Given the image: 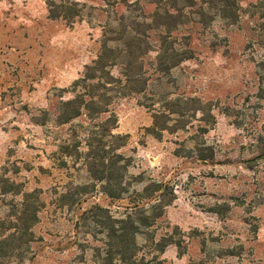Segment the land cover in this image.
<instances>
[{
    "label": "rangeland",
    "instance_id": "rangeland-1",
    "mask_svg": "<svg viewBox=\"0 0 264 264\" xmlns=\"http://www.w3.org/2000/svg\"><path fill=\"white\" fill-rule=\"evenodd\" d=\"M195 1L0 0V240L26 193L41 205L7 264H104L97 206L123 215L160 193L168 204L137 234L138 258L264 264V0L227 12ZM174 5L180 17L156 15ZM100 75L109 111L61 123L63 102ZM105 166L119 198L97 178ZM150 183L162 190L146 199Z\"/></svg>",
    "mask_w": 264,
    "mask_h": 264
},
{
    "label": "trees",
    "instance_id": "trees-1",
    "mask_svg": "<svg viewBox=\"0 0 264 264\" xmlns=\"http://www.w3.org/2000/svg\"><path fill=\"white\" fill-rule=\"evenodd\" d=\"M161 7V2L163 0H150ZM178 1V0H176ZM222 3V11H228L231 7V0H220ZM195 0H187V5H193ZM203 2H208L207 0ZM176 8V5L173 6ZM177 12H171L169 9L165 8L164 10H159L156 12V15L165 16L168 18L174 17L178 18L181 15L179 13L182 11L181 9L176 8ZM164 11V12H162ZM223 15V13H221ZM50 16L52 18H57L60 15L53 13V10H50ZM104 69V56H100L93 65L88 67V73L81 79H79L74 87L80 85L81 82H87L90 79H94L99 70ZM110 75V73H108ZM112 76V75H110ZM103 75H100L99 81L97 83H90V89L87 92H79L76 94L74 98L68 99L63 102L62 113L60 114V122L65 123L69 122L71 119L79 116L82 113V107L88 109L91 113L90 115L102 114L109 111L108 104L106 102L103 103V99L105 100L106 93L101 92L100 86H103L107 89L106 83L103 81ZM114 78V77H111ZM101 80V81H100ZM87 86V85H86ZM138 92H141L142 89H137ZM181 99H178V103H180ZM175 112V111H173ZM162 112L156 111L154 114V128L155 132H160L161 130L167 128L166 125H159L158 118L160 117ZM110 119H114V122H117L116 114L113 112ZM89 146L91 145L88 143ZM119 159L123 158L122 155L118 154ZM92 158V157H91ZM93 159V158H92ZM118 161V160H117ZM90 161H88L89 165ZM93 163V162H92ZM91 164V163H90ZM104 164V161H103ZM103 169V175L98 176V179L104 180L108 178V187L105 188L106 192L111 197L119 198L121 194H123L124 189L121 187V184H117L118 190L114 189V184L111 183L112 177H107V166ZM117 188V187H116ZM117 190V191H114ZM162 190L161 183H156L155 188L150 183L143 188L141 195L144 198L150 199L152 198L155 192ZM32 193H26L24 202L22 203V213L18 218V223L15 225L14 232L6 235L0 240V264H7L5 258L10 256H15L9 254L8 251L10 249L18 250L16 243L19 238L23 237V234L29 232L32 224H34L39 219V211L41 205L39 201L35 205L29 203V199ZM168 203L165 202L164 195L159 194L155 200L150 203V206L145 207V205H138L134 211H130L123 215H113L110 213L108 208L97 206V208L102 212L99 218L95 220L98 228L105 232L106 237L108 238L109 248L106 251L107 262L104 264H148L145 259L138 258V250L139 245L136 241L137 234L143 232L145 228L151 227L155 221L163 215L164 209ZM158 244L162 245L161 241H158ZM164 245V244H163ZM117 259V261H116Z\"/></svg>",
    "mask_w": 264,
    "mask_h": 264
}]
</instances>
